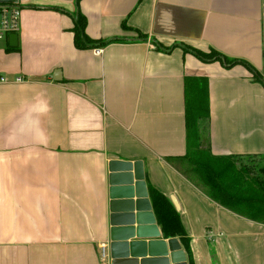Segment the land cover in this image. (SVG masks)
<instances>
[{
    "label": "crops",
    "instance_id": "0c3cea01",
    "mask_svg": "<svg viewBox=\"0 0 264 264\" xmlns=\"http://www.w3.org/2000/svg\"><path fill=\"white\" fill-rule=\"evenodd\" d=\"M75 1L0 0L21 10L16 45L0 48V264H108L113 160L142 161L153 214L150 189L175 199L192 264H264V223L212 200L182 160L186 77L208 82L211 153L264 157V85L182 48L264 81L263 0H80L88 37L114 40L87 49L55 9Z\"/></svg>",
    "mask_w": 264,
    "mask_h": 264
},
{
    "label": "trees",
    "instance_id": "16d2710c",
    "mask_svg": "<svg viewBox=\"0 0 264 264\" xmlns=\"http://www.w3.org/2000/svg\"><path fill=\"white\" fill-rule=\"evenodd\" d=\"M68 13L61 8V12L70 14L74 19L72 31L74 45L78 49L104 46L114 40H94L85 33L86 19L79 9ZM124 25V24H123ZM141 35V34H140ZM142 39L145 38L141 35ZM116 41V40H115ZM157 49L170 51L154 41ZM185 52L192 53L202 62L218 61L223 67L231 68L241 64L252 74L253 79L264 81L259 72L246 61L230 58L211 49L209 52L182 45ZM185 122L188 148L183 161L187 164L184 175L194 185L200 187L212 200L229 210L248 219L264 223V157L255 156H214L210 151L208 138H201L198 121L207 119L209 115L208 82L200 77H186L184 79ZM150 200L156 220L161 225L165 237L179 239L192 264L189 250V240L182 226L180 216L171 200L160 192L150 189Z\"/></svg>",
    "mask_w": 264,
    "mask_h": 264
},
{
    "label": "water",
    "instance_id": "95a60500",
    "mask_svg": "<svg viewBox=\"0 0 264 264\" xmlns=\"http://www.w3.org/2000/svg\"><path fill=\"white\" fill-rule=\"evenodd\" d=\"M8 40L10 46H15L17 34H11ZM53 77L54 80L58 79ZM109 170L112 214L108 264H189L186 251L178 238H168L166 241L158 238L160 234L147 200L142 161L113 160ZM134 196L137 199L135 201L132 200ZM172 201L176 205L174 198ZM147 231L151 232L148 236Z\"/></svg>",
    "mask_w": 264,
    "mask_h": 264
},
{
    "label": "built area",
    "instance_id": "2783aa9c",
    "mask_svg": "<svg viewBox=\"0 0 264 264\" xmlns=\"http://www.w3.org/2000/svg\"><path fill=\"white\" fill-rule=\"evenodd\" d=\"M21 25V10L17 5L0 3V48L11 34H17ZM4 76H0V82H6ZM14 82H21L22 77L16 76ZM100 255L105 258V246L100 247Z\"/></svg>",
    "mask_w": 264,
    "mask_h": 264
},
{
    "label": "rangeland",
    "instance_id": "374dc122",
    "mask_svg": "<svg viewBox=\"0 0 264 264\" xmlns=\"http://www.w3.org/2000/svg\"><path fill=\"white\" fill-rule=\"evenodd\" d=\"M199 122V121H198ZM186 164V163H185ZM186 166H187V164H186ZM186 166H184V167H186Z\"/></svg>",
    "mask_w": 264,
    "mask_h": 264
}]
</instances>
